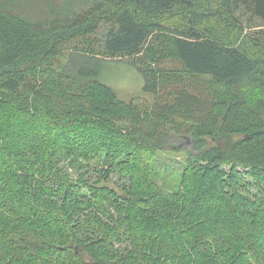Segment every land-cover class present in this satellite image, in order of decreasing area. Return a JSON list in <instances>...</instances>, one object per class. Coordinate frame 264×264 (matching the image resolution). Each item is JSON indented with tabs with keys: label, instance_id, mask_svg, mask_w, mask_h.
I'll list each match as a JSON object with an SVG mask.
<instances>
[{
	"label": "trees",
	"instance_id": "trees-1",
	"mask_svg": "<svg viewBox=\"0 0 264 264\" xmlns=\"http://www.w3.org/2000/svg\"><path fill=\"white\" fill-rule=\"evenodd\" d=\"M20 3L0 0V264H264V0ZM124 59L146 105L99 79ZM164 151L186 154L171 191Z\"/></svg>",
	"mask_w": 264,
	"mask_h": 264
},
{
	"label": "rangeland",
	"instance_id": "rangeland-1",
	"mask_svg": "<svg viewBox=\"0 0 264 264\" xmlns=\"http://www.w3.org/2000/svg\"><path fill=\"white\" fill-rule=\"evenodd\" d=\"M93 1L94 0H21L20 5L23 12L34 17L49 15L50 8L60 17H65L68 14L70 15L88 8ZM102 32L103 30L100 31V33ZM165 64L169 65L172 64V62L166 61ZM99 79L103 83L111 86L121 99L130 100L135 97H140L138 101L141 104L149 103L153 100L152 96L149 94L142 93L144 78L141 72L132 65L128 59L106 61L100 71ZM194 86L195 89L197 86L199 90L206 88L205 84L200 80H193V87ZM178 143L183 149L191 146L189 139L185 137L180 138ZM185 158L186 154L184 151H164L157 155L155 162L157 167L160 168L158 180L166 190L171 191L173 187H175L177 173L181 170ZM168 165L171 166V168H168ZM69 173L74 178H78L81 173L93 180L100 178L98 172L92 171V169L87 171L86 169L77 170L76 168H70ZM108 183L119 185L122 184L123 181L118 174H112Z\"/></svg>",
	"mask_w": 264,
	"mask_h": 264
}]
</instances>
